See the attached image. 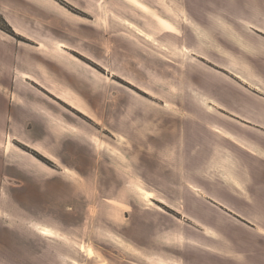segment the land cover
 Segmentation results:
<instances>
[{"label": "rangeland", "instance_id": "374dc122", "mask_svg": "<svg viewBox=\"0 0 264 264\" xmlns=\"http://www.w3.org/2000/svg\"><path fill=\"white\" fill-rule=\"evenodd\" d=\"M57 1L68 6L64 0ZM92 3L97 16L101 15L98 7L108 13L109 27L85 22L94 36L75 41L81 47H76L80 54L68 50L76 58V63L84 64L90 71H83L72 62L65 64L69 70L90 78L93 93H101L99 102L92 105L93 111L85 107L86 114L63 103L70 110L81 113L77 112L81 119L74 115L71 117L82 124V134L77 131L69 138L64 135V128L58 126L60 134L55 131L59 135H51L53 139L43 144L58 157L60 163H65L68 156L65 155L67 141L82 145L85 148L82 160L85 172L84 168L75 171L74 175L57 172L59 168L55 162L29 144L13 138L35 142L42 136L31 130L29 135H19L21 128L14 125L15 120H12L6 104L0 113L1 153L4 151L11 155L15 145L29 155L13 153V168L19 176L0 178V264L181 262L180 235L184 221L179 212L182 185L178 181L186 179L187 156L192 152L178 134L182 128L186 130V122L192 123V126H206L207 130L213 115L219 117L215 109L209 111L204 108L197 119L187 118V111L196 110L187 109L186 104L196 106L193 102L196 100L198 80L221 82L220 74L212 72L213 69L205 67L206 70H203L199 57L191 54V49L185 52L196 39L188 15L199 21L198 16L206 8L205 13L212 16L213 0H93ZM165 21L170 31L162 27L161 22ZM1 28H5V24L0 20ZM12 36L35 44L15 32ZM17 40L13 39V42ZM128 45L131 46L129 50ZM130 57L136 59L133 61ZM106 68L120 77L108 78L110 83L107 87L108 80L102 76ZM1 74L5 77L9 75V80L25 79L14 64L7 73ZM112 78L131 87L133 98L138 99L139 93L140 101L128 104L127 88L113 86ZM4 90L8 91L0 87V93ZM115 97L119 103L113 102ZM121 97L126 101L123 110L120 108ZM166 99H169L168 103L164 102ZM13 101L21 105L18 99ZM181 102L185 103L184 107ZM108 106H111L109 111ZM24 111L34 119L42 118L44 121L39 109L24 108ZM62 111L70 114L64 108ZM220 117L222 122L228 119L223 115ZM133 120H136L134 125ZM25 126L32 128L34 124L32 126L28 122ZM106 126L116 138L111 136ZM5 128L7 131H4ZM132 134L140 142L134 143L130 137ZM160 134L162 138L172 139L174 151L167 159L164 152L158 153L160 161L155 172L151 165L157 151L151 146V139ZM193 149H196L195 145ZM204 153L212 154L208 150ZM221 154L223 160L224 152ZM33 156L43 162L47 170L39 168L32 160ZM239 157L240 154L238 157L226 156L222 164ZM89 165L91 168L87 167ZM205 172L206 175L213 173L211 169ZM151 179L153 183H149ZM50 180L53 182L49 186L46 183ZM55 180L64 183L61 195L56 194ZM135 180L142 183H134Z\"/></svg>", "mask_w": 264, "mask_h": 264}, {"label": "crops", "instance_id": "0c3cea01", "mask_svg": "<svg viewBox=\"0 0 264 264\" xmlns=\"http://www.w3.org/2000/svg\"><path fill=\"white\" fill-rule=\"evenodd\" d=\"M64 1L73 10L57 0H0V13L13 31L35 43L17 40L0 29V87L8 90L0 93V113L6 104L12 120H15L14 125L21 128L19 135H29L31 130L42 136L35 142L14 139L29 144L55 162L59 168L57 172L74 175L78 169L82 171L84 168L85 172L86 166L82 162L85 148L67 141L65 155L68 156L65 163H60L58 157L44 145L51 140V135L60 134L58 126L64 128V135L69 138L77 131L82 134V124L71 116L79 117L78 111L86 114L85 107L92 110V105L99 102L101 93H93L90 78L69 70L65 62H72L83 71L89 69L80 62L76 63V58L68 50L79 53L76 50L79 44L75 41L94 36L85 22L108 28L109 15L99 7L97 10L101 15L94 14L93 0ZM212 6V16H208L204 8L198 16L200 22L188 15L196 39L185 52L191 49V54L199 57L203 70H206L205 67L213 69L212 72L220 74L221 82L197 81V95L193 102L196 106L186 104L187 109L196 111H187V118L197 119L204 108L209 111L215 109L220 115H213L207 130L206 126H192V123L186 122V130L182 128L183 132L181 130L178 134L192 152L187 156L186 179L178 181L182 185L179 212L184 221L180 235V264H264V0H213ZM161 23L165 31H170L166 21ZM13 39L17 42L14 43ZM130 47L128 45L127 50ZM130 59L134 61L136 58ZM13 64L19 67L25 79L9 80V75L2 76L1 72L7 73ZM137 67L140 77V64ZM108 70L106 68L105 74L100 72L108 80L106 87L110 83L108 78L119 77L115 71ZM111 82L113 86L127 88L128 104L140 101V94L134 89L139 97L131 96V87L113 78ZM14 98L21 102L20 106L13 101ZM123 98H120L121 110L126 103ZM167 101L169 99L164 102ZM113 102L119 103L117 97L113 98ZM63 103L78 111L70 110ZM180 104L185 106V103ZM24 108L39 109L44 121L42 118L34 119ZM62 108L70 114H65ZM109 109L111 106H108ZM221 115L228 118L226 122H222ZM136 120H133V125ZM28 122L34 126H25ZM105 128L116 138L109 127ZM163 135L169 136L167 133ZM130 137L134 143L140 142L134 134ZM115 138L111 139L116 141ZM151 142L157 151L151 165L156 172L157 162L160 161L158 153L164 152L167 159L174 151L173 142L172 139L162 138V134L155 135ZM8 144L12 145L11 142ZM194 145L196 149H193ZM13 147L11 155L0 151L1 179L19 176L13 168L14 154L29 156L17 146ZM205 150L212 154H205ZM237 153L240 159L222 164L226 156L238 157ZM31 158L39 168L47 170L43 162L34 156ZM87 167L91 168L90 165ZM206 169H211L213 173L206 175ZM55 181L56 194L61 195L64 183ZM52 182L50 180L46 184L50 186ZM138 182L142 183L141 180L134 181ZM153 182L152 179L149 181Z\"/></svg>", "mask_w": 264, "mask_h": 264}, {"label": "trees", "instance_id": "16d2710c", "mask_svg": "<svg viewBox=\"0 0 264 264\" xmlns=\"http://www.w3.org/2000/svg\"><path fill=\"white\" fill-rule=\"evenodd\" d=\"M0 20L3 24H5V28H1L3 31L13 35V29L11 28V26L6 22V20L4 19V17L2 16V14L0 13Z\"/></svg>", "mask_w": 264, "mask_h": 264}, {"label": "bare ground", "instance_id": "6f19581e", "mask_svg": "<svg viewBox=\"0 0 264 264\" xmlns=\"http://www.w3.org/2000/svg\"><path fill=\"white\" fill-rule=\"evenodd\" d=\"M42 229H43V227H42ZM44 231L46 230V229H43Z\"/></svg>", "mask_w": 264, "mask_h": 264}]
</instances>
